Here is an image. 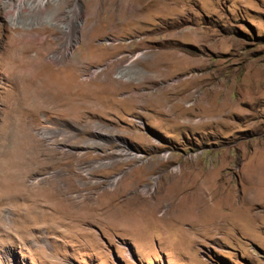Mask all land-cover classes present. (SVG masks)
Masks as SVG:
<instances>
[{"label": "rangeland", "instance_id": "rangeland-1", "mask_svg": "<svg viewBox=\"0 0 264 264\" xmlns=\"http://www.w3.org/2000/svg\"><path fill=\"white\" fill-rule=\"evenodd\" d=\"M168 1L0 0V264H264V0Z\"/></svg>", "mask_w": 264, "mask_h": 264}, {"label": "bare ground", "instance_id": "bare-ground-1", "mask_svg": "<svg viewBox=\"0 0 264 264\" xmlns=\"http://www.w3.org/2000/svg\"><path fill=\"white\" fill-rule=\"evenodd\" d=\"M19 1V0H18ZM54 2V8H52V10H50V11H48V13H47V15L49 16V17H51L52 19H53V22H57L59 19H61V20H63L64 22V24L67 26V28H69L70 27V25H72L73 24V22H74V19H73V15H66V16H62V13L59 11V10H57V0H21V2H19L18 3V5H17V11H19L20 12V10L22 9V7H24V9H23V11L24 12H26L27 14H28V18H31V15H32V13L33 12H35L34 10H41V9H44L43 11L45 12L46 11V4L48 3V2ZM52 2V3H53ZM147 2H149V1H147ZM168 2H169V4H168ZM167 2V4L168 5H171V6H173V4H175L176 3V0H169ZM163 3H164V1H163ZM180 4L181 2H178L177 1V3L176 4ZM179 4H178V6H179ZM167 6V5H166ZM170 6V9L172 8ZM178 6H176L177 8H178ZM169 7V6H168ZM174 9V8H173ZM75 11L76 12V14H78V8L77 9H75V7L73 6L71 9H69V12H71V11ZM171 11V10H170ZM68 12V11H67ZM167 12L169 13V8H168V10H167ZM72 14V13H71ZM15 17H16V15L13 17V19H15ZM57 17H58V19H57ZM72 27V26H71ZM67 33H68V31H67ZM32 35V34H31ZM62 36L65 38V40L64 41H62L63 43L60 45L61 46V48L63 49V53H64V55H66V53L69 51V49H70V45H71V39L68 37V35L66 34V32H64L63 34H62ZM38 38V37H37ZM62 53V54H63ZM48 78V77H47ZM49 79V78H48ZM47 80V79H46ZM50 81V80H49ZM68 85V84H67ZM70 85V84H69ZM68 85V86H69ZM40 86H42V90H43V93L45 92V91H47L48 93H50L51 95L50 96H52V98H58V97H61L62 95H63V93L64 92H62V93H59V92H61V91H58V93L57 92H55V91H52V92H55V93H52V92H50L49 90L54 86V84H52V82H43ZM59 86V85H58ZM61 86V85H60ZM59 86V87H60ZM58 87V88H59ZM66 87V86H65ZM101 87V86H100ZM103 87V86H102ZM54 88V87H53ZM67 88H69V87H67ZM67 88H65L66 90H67ZM61 89H63V87L61 88ZM101 88H99V90H100ZM51 90H53V89H51ZM57 90V89H56ZM64 91V90H63ZM69 93V91L67 90L66 91V94H68ZM47 95H49V94H47ZM150 190V188L148 187V186H145V187H142V191L144 192V193H147L148 191ZM205 190H210V187L209 186H206V187H199L198 189H194L192 192H190L188 195H185L182 199H180V200H178L177 202H176V204H175V206H173V208L171 209V210H169V213H167L168 214V217L166 218L165 217V219H166V221H168L169 222V224H168V226H175L176 225V222H180V220H183V219H185L184 217H188L189 219L188 220H190L191 222H194L195 221V215L197 214L196 212H198V214H205V215H209V214H211V212H210V210H209V206H207V204H206V202H205V200H206V197H205V195H204V193L206 192ZM159 191V190H158ZM210 193V192H209ZM160 195V194H159ZM217 195V194H216ZM215 195V196H216ZM221 195H224V193H221ZM102 196V195H101ZM218 196V195H217ZM207 197H209V196H207ZM222 198H223V201H225L226 200V198H227V196L225 195V196H221ZM100 198H102V197H100ZM220 198V197H219ZM137 200H140V199H137ZM144 200H146V199H144ZM99 201H100V199H99ZM131 201H133V200H131ZM131 201H129V203L131 202ZM142 201H143V199H142ZM142 201H140L141 203H142ZM139 203V202H138ZM210 203V202H209ZM125 205H126V202L124 203ZM124 204H123V206H124ZM150 204V203H149ZM148 205V204H147ZM147 205H145L146 206V209H147V212L149 213V212H151L152 213V211H154L153 209L155 208L154 207V205H150V206H148V208H147ZM127 211L128 210H130V212H129V214H130V216H131V214H133L132 215V223H133V225L135 224L136 226H139V227H141L142 229H145L146 230V228H148L149 230H151V228H152V226H151V224L149 223V224H146V228H145V222H148L147 220L146 221H144V226H143V224H141L140 222L141 221H139L138 222V220H140V218H137L136 216H135V213H139V214H141V215H143L142 214V211H141V209H140V211L139 212H137V210H138V208L139 207H143V204L142 205H140V203L139 204H137V203H134V201H133V203L131 202V204H128V201H127ZM145 206H144V208H145ZM125 207V206H124ZM126 208V207H125ZM124 208V209H125ZM146 209H144V210H146ZM143 210V209H142ZM63 213H66V215L68 214L67 213V211H62ZM71 212V211H70ZM79 212V211H78ZM141 212V213H140ZM75 213H77V212H75ZM80 213V212H79ZM125 213V212H124ZM128 213V212H127ZM143 213H145V212H143ZM166 213V212H165ZM73 214V213H72ZM83 214V213H82ZM121 214H122V212H121ZM129 214H126V215H129ZM81 215V214H80ZM126 215H124V216H126ZM68 216V215H67ZM72 216V222H74L75 220H78L74 215H71ZM84 216V215H83ZM122 216V215H121ZM124 216H123V218H124ZM166 216V215H165ZM78 217V216H77ZM138 219L137 221H135L136 220V218ZM119 218H121V217H119ZM129 218H131V217H129ZM197 218V217H196ZM69 219H71L70 218V216H69ZM125 219V218H124ZM164 219V218H163ZM164 219V220H165ZM219 219V218H218ZM121 221H122V219H120ZM125 220H127V219H125ZM71 221V220H70ZM127 221H130L129 219L127 220ZM135 221V222H134ZM208 221H210L209 223L211 224V226L213 225H216V222L215 223H213L211 220H208ZM72 222H69V224L70 223H72ZM122 222H124V220L122 221ZM219 222V221H218ZM131 223V224H132ZM165 223H167V222H163V225L164 226H166L167 224H165ZM129 224V223H128ZM130 224V225H131ZM193 224V223H192ZM209 224V225H210ZM219 224V223H218ZM132 225V226H133ZM177 225H178V223H177ZM117 226H118V223H117ZM136 226H133V227H136ZM199 226V225H198ZM139 227H137L138 228V230H139ZM144 227V228H143ZM154 227V226H153ZM168 228V227H167ZM176 228H178V227H176ZM192 229H193V227H191ZM195 228H196V226H195ZM194 228V229H195ZM147 229V230H148ZM156 229V228H155ZM153 230V229H152ZM160 230V229H159ZM165 230V229H164ZM143 231V230H142ZM141 232V231H140ZM165 232L166 231H164V233H163V231H162V233L164 234V235H166L165 234ZM135 233V232H134ZM133 233V234H134ZM161 233V236L163 235ZM184 233H186V232H184Z\"/></svg>", "mask_w": 264, "mask_h": 264}]
</instances>
